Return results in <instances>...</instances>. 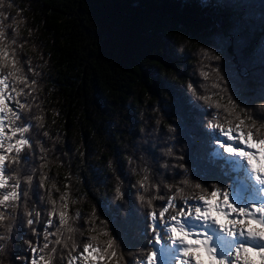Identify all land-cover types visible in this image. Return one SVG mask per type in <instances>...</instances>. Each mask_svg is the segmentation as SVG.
Segmentation results:
<instances>
[{"label":"clouds","instance_id":"9594fccd","mask_svg":"<svg viewBox=\"0 0 264 264\" xmlns=\"http://www.w3.org/2000/svg\"><path fill=\"white\" fill-rule=\"evenodd\" d=\"M171 2L203 36L146 23L126 67L87 3L84 92L67 0H0V264H264V0Z\"/></svg>","mask_w":264,"mask_h":264},{"label":"trees","instance_id":"16d2710c","mask_svg":"<svg viewBox=\"0 0 264 264\" xmlns=\"http://www.w3.org/2000/svg\"><path fill=\"white\" fill-rule=\"evenodd\" d=\"M87 3L90 6V15L101 27L98 34L101 42L100 55L115 58L122 67L135 62L134 58L141 55L143 49L164 45V42L155 35L151 37L144 35L146 23L151 22L156 27L183 25L191 35L197 37L203 36L204 29L209 23L198 11L194 9L181 11L179 5L171 0H142L136 7L133 6L132 0H67V14L74 16L75 20H64L65 13L60 8H54L53 11L61 13L56 22L69 37L70 47L64 53L69 67L78 59L87 61V72L82 73L86 85L82 90L84 92H90L97 87L107 90V86L112 83L107 78L113 75L107 64L101 65L95 59H89L87 54V46L95 44L87 35L95 31ZM96 51L95 47L91 48L92 54ZM97 101L102 102L99 95ZM175 107L177 111H182L183 101L177 98Z\"/></svg>","mask_w":264,"mask_h":264}]
</instances>
